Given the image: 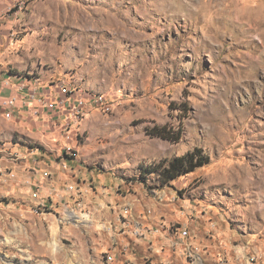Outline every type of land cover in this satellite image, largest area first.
Wrapping results in <instances>:
<instances>
[{"label":"rangeland","instance_id":"374dc122","mask_svg":"<svg viewBox=\"0 0 264 264\" xmlns=\"http://www.w3.org/2000/svg\"><path fill=\"white\" fill-rule=\"evenodd\" d=\"M0 16L1 80L112 103L84 118L67 169L57 134L50 157L25 160L44 205L35 187L0 182V264H264V0H0ZM3 122L0 143L18 133ZM198 148L204 167L168 185L141 177ZM78 182L106 207L63 192Z\"/></svg>","mask_w":264,"mask_h":264},{"label":"built area","instance_id":"2783aa9c","mask_svg":"<svg viewBox=\"0 0 264 264\" xmlns=\"http://www.w3.org/2000/svg\"><path fill=\"white\" fill-rule=\"evenodd\" d=\"M9 80L10 77L5 79L2 83L3 89L11 91L8 96L3 97L1 100L4 119L8 122L13 121L19 107L30 108L32 103L35 102L52 111L55 118L58 119V124H54L53 126L52 123L51 127L60 135L61 139L65 140V145L61 148L60 154H58V159L63 162L61 167L64 169H67L68 162L72 160L78 161L79 159L78 129L84 118L90 113V110L101 108L105 111H110L112 109V103L106 96L83 90H74L61 81L51 82V84L48 85H40L38 81H34L33 78L27 77L22 83L11 87L8 82ZM47 91H52L56 95L52 99L47 98ZM35 115L39 116L40 112L35 111ZM73 137L77 138L73 139ZM71 142H75L74 145H72L73 143L71 144ZM20 150L21 149H18L13 143H0V182L3 183L13 180L16 182L18 179L21 183L35 187L32 197L40 201L38 205H44V202H42L43 195L41 193L44 191L46 185H44L42 180H36L34 182V177H38L41 172L36 173L35 166H30L26 161L29 159L34 165L38 162L35 158L36 156L42 155V157H45L47 154L44 152L41 153L37 148L28 147L25 151L29 156H25ZM24 173L27 176L25 175L24 179L21 180V174ZM43 177L45 181L50 180L51 173L48 171L43 172ZM63 192L70 196H87L92 193L94 196L90 197L93 200L97 199L96 206L101 209L106 207L103 202L104 198H102L106 193L103 190L98 193L97 188L92 184L84 187L80 185L79 182L67 184ZM123 228L124 225L121 226L119 230L122 231ZM104 229H108V226L105 225ZM111 229L112 226L109 230ZM142 235H144V229L136 228L135 236Z\"/></svg>","mask_w":264,"mask_h":264},{"label":"crops","instance_id":"0c3cea01","mask_svg":"<svg viewBox=\"0 0 264 264\" xmlns=\"http://www.w3.org/2000/svg\"><path fill=\"white\" fill-rule=\"evenodd\" d=\"M4 80L0 79V125L5 124L3 121L6 122L3 116V109L1 107V100L3 97L8 96L11 91L8 89L2 88V83ZM46 92V91H45ZM50 92V93H49ZM47 98L52 99L56 94L52 91H47L46 93ZM32 107V108H31ZM30 108L28 107H19V109L16 111L15 117L13 121L10 122L15 128L18 127L17 132L20 133H14L13 138L11 142L17 146L18 149L26 150V148L30 147L27 145L20 144L18 142L14 143V139L16 137L19 138V140H28L30 144H38L39 147H36L37 149L43 151L46 153L49 157V153L44 149L43 145H48L46 139H50V136H53V134H57V132L51 127L52 123L58 124V119L55 118L54 113L50 110H48L46 107H43L41 104H38L37 102L32 103ZM35 111L40 112L39 116L35 115ZM57 122V123H56ZM2 130V128L0 127ZM0 130V132H1ZM58 135V134H57ZM30 138V139H29ZM61 138L58 139V141ZM2 140V139H0ZM5 142V141H4ZM53 145V144H52ZM65 145V143L61 146H59V149L56 148V146H52L51 150L53 152H60L61 148ZM32 148V147H30ZM41 148V149H40ZM25 173L21 174V180L24 179ZM27 176V175H26Z\"/></svg>","mask_w":264,"mask_h":264},{"label":"trees","instance_id":"16d2710c","mask_svg":"<svg viewBox=\"0 0 264 264\" xmlns=\"http://www.w3.org/2000/svg\"><path fill=\"white\" fill-rule=\"evenodd\" d=\"M185 110L187 111V108ZM148 133L153 137L161 138L173 143L179 142L183 136V130L181 128L174 130L167 125H155L148 130ZM15 142L32 148L39 146L38 144H30L28 140H19L18 137L14 139V143ZM209 162L210 158L203 154L202 149L198 148L185 156L177 157L170 161H164L155 167L145 168L141 173V177H145V175L148 174H156L162 185H168L171 181H174L183 175L192 173L209 164Z\"/></svg>","mask_w":264,"mask_h":264},{"label":"bare ground","instance_id":"6f19581e","mask_svg":"<svg viewBox=\"0 0 264 264\" xmlns=\"http://www.w3.org/2000/svg\"><path fill=\"white\" fill-rule=\"evenodd\" d=\"M242 16H246V14H241ZM256 24H257V26H258V28L260 27V25L262 24V22H257L256 21Z\"/></svg>","mask_w":264,"mask_h":264}]
</instances>
